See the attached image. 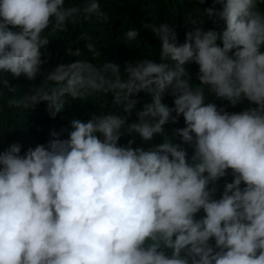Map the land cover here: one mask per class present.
Wrapping results in <instances>:
<instances>
[{"label":"clouds","instance_id":"obj_1","mask_svg":"<svg viewBox=\"0 0 264 264\" xmlns=\"http://www.w3.org/2000/svg\"><path fill=\"white\" fill-rule=\"evenodd\" d=\"M262 4L212 0L185 18L182 42L169 23H144L160 41L159 59L101 71L79 60L45 69L42 51L48 30L107 22L99 0H0V92L41 77L12 106L44 102L54 118L69 97L92 92L113 105L73 117L66 138L53 130L47 144L0 151V264H264ZM204 16L223 27L205 29ZM215 100L247 106L228 111ZM181 116L183 127L166 129ZM136 134L143 143L134 147ZM125 136L133 138L121 144Z\"/></svg>","mask_w":264,"mask_h":264},{"label":"trees","instance_id":"obj_2","mask_svg":"<svg viewBox=\"0 0 264 264\" xmlns=\"http://www.w3.org/2000/svg\"><path fill=\"white\" fill-rule=\"evenodd\" d=\"M101 10L107 14L108 21L92 17L89 20H79L75 23H68L63 30H48L46 35L50 42L45 49H42L47 57V63L43 66L45 69H52L60 63H69L72 61H84L95 67L96 70H103V66L107 62L120 65L121 71L125 62H132L146 57L159 59L158 53L160 48L159 39L148 29L143 27L144 23L159 24L167 22L172 25L178 32L179 40L182 42L185 32V18L191 14L197 17L196 9L212 6V0H205V3L198 5L197 0H99ZM85 0H66V6L78 5L83 6ZM219 7V5H217ZM264 10V4L260 5ZM204 20L202 27L222 28V22L219 25L206 16L201 17ZM130 28H136L139 31V37L135 42L127 41L126 32ZM91 45V49L89 48ZM67 50L73 53L79 50V55H69ZM190 71L195 75L197 66L189 65ZM87 69L85 72L87 73ZM10 78V77H9ZM41 77H37L34 82H29L23 77L13 79L15 85V93H9L7 90L0 92V151L13 142H19L22 145L21 152L25 151L29 146L37 144H47L52 139L51 132L55 130L60 133V138H66L67 129L73 117L87 120L95 113L99 115L101 111L112 110L111 96L100 92H92L86 96L85 101H71L66 107L58 113L54 118L50 117L46 111V105L41 102L31 111L22 106L16 107L11 105V99L14 97L19 99L24 92L28 91V85L34 84L38 86ZM194 86L198 85L197 81H193ZM142 98L147 99L144 93L139 94ZM165 103L171 106L172 98L165 97ZM206 102H213L209 97ZM217 105H223L228 111H241L247 106V102L230 105L227 101L215 100ZM138 109L141 105L137 106ZM136 119L133 112L129 117V122ZM183 117L179 119V123L168 126L171 128L183 127ZM132 136L122 137L121 144H126ZM162 137L157 136L154 143L162 142ZM139 135L135 136V146L142 145ZM191 152V149H189ZM225 179L231 181L229 174L226 178L218 181V193L222 191Z\"/></svg>","mask_w":264,"mask_h":264}]
</instances>
